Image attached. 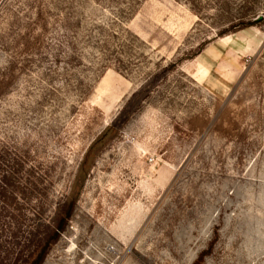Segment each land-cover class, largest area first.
I'll list each match as a JSON object with an SVG mask.
<instances>
[{"label":"rangeland","instance_id":"rangeland-1","mask_svg":"<svg viewBox=\"0 0 264 264\" xmlns=\"http://www.w3.org/2000/svg\"><path fill=\"white\" fill-rule=\"evenodd\" d=\"M73 197L40 264H264V0H0V264Z\"/></svg>","mask_w":264,"mask_h":264},{"label":"trees","instance_id":"trees-1","mask_svg":"<svg viewBox=\"0 0 264 264\" xmlns=\"http://www.w3.org/2000/svg\"><path fill=\"white\" fill-rule=\"evenodd\" d=\"M261 21L259 18L250 21L246 24H244L243 27H249L253 26L259 23ZM113 130V127H108L105 129L99 137H97L90 146L88 147L83 160L80 164L79 173L77 176H80V174H84L87 171V166L90 164V160L92 157H94L96 154H98L101 149L105 146V139L108 136L109 132ZM76 198H67L63 201L62 206L59 208L58 216L54 222L53 227L51 230L46 234L42 242L38 244V246L31 252L30 256L26 259L24 264H40L42 261V258L44 254L47 252L50 245L57 240L60 233L65 229L69 219L71 218L73 211H74V205H75ZM204 256V255H203ZM202 257V256H201ZM201 257H199V261L201 260Z\"/></svg>","mask_w":264,"mask_h":264}]
</instances>
